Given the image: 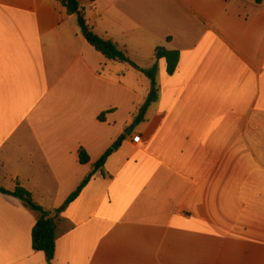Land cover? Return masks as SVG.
<instances>
[{"label":"crops","instance_id":"0c3cea01","mask_svg":"<svg viewBox=\"0 0 264 264\" xmlns=\"http://www.w3.org/2000/svg\"><path fill=\"white\" fill-rule=\"evenodd\" d=\"M79 1L138 68L160 47L180 62L172 76L159 62L158 99L127 136L150 81L56 0H0V186L61 209L126 137L63 209L53 264H264V3ZM37 220L0 193V264H48Z\"/></svg>","mask_w":264,"mask_h":264},{"label":"trees","instance_id":"16d2710c","mask_svg":"<svg viewBox=\"0 0 264 264\" xmlns=\"http://www.w3.org/2000/svg\"><path fill=\"white\" fill-rule=\"evenodd\" d=\"M60 3L70 17H82L83 11L79 0H56ZM229 2L230 0H224ZM260 5L264 3V0H255ZM84 19V18H83ZM86 41L92 46L98 53L104 56L108 61L117 62L121 64L130 65L132 68L143 74L151 83L152 91L154 92L153 102L157 101L159 95V88L157 85V78L159 73V62L164 60L166 62V73L172 76L179 65L180 53L176 51H168L167 49L160 47L155 51V64L150 69H140L134 64L128 57L127 52L122 50L118 44L110 40L103 39L89 31L85 36ZM169 40V39H168ZM104 118H99L102 121ZM126 139L122 136L93 166L92 172L85 178L80 184L77 190L68 198L63 208L47 211L43 207L39 206L33 199L32 194L21 187L19 184L16 186L14 191H7L0 186V193L11 198L20 200L24 205L30 208L33 212L38 215V220L32 230V248L36 252L44 253L48 264H53L56 254V239L59 232L60 224L62 222V211L65 207L76 201L87 185L91 182L94 174L101 170L108 158L121 147L123 141ZM80 163L83 165L90 163V158L85 150L81 149Z\"/></svg>","mask_w":264,"mask_h":264},{"label":"water","instance_id":"95a60500","mask_svg":"<svg viewBox=\"0 0 264 264\" xmlns=\"http://www.w3.org/2000/svg\"><path fill=\"white\" fill-rule=\"evenodd\" d=\"M78 23H79L80 29L82 31V35L85 37L89 33L90 30H89L88 26L86 25L84 19L81 16L78 17ZM153 98H154V92L152 91L150 93L149 98H148L146 104L144 105L140 115L136 118V120L133 122V124L126 130L125 135H127V136L132 135L135 128L139 125V123L143 119L146 110L153 103Z\"/></svg>","mask_w":264,"mask_h":264},{"label":"rangeland","instance_id":"374dc122","mask_svg":"<svg viewBox=\"0 0 264 264\" xmlns=\"http://www.w3.org/2000/svg\"><path fill=\"white\" fill-rule=\"evenodd\" d=\"M82 1H85V0H82Z\"/></svg>","mask_w":264,"mask_h":264}]
</instances>
